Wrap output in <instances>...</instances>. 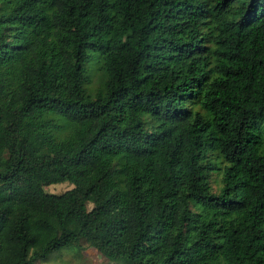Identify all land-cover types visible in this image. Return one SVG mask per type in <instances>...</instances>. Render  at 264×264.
<instances>
[{"label": "trees", "instance_id": "obj_1", "mask_svg": "<svg viewBox=\"0 0 264 264\" xmlns=\"http://www.w3.org/2000/svg\"><path fill=\"white\" fill-rule=\"evenodd\" d=\"M81 242L264 264V0H0V264Z\"/></svg>", "mask_w": 264, "mask_h": 264}, {"label": "rangeland", "instance_id": "obj_2", "mask_svg": "<svg viewBox=\"0 0 264 264\" xmlns=\"http://www.w3.org/2000/svg\"><path fill=\"white\" fill-rule=\"evenodd\" d=\"M208 45L210 46V43ZM93 54L97 55L98 53ZM100 67L101 60L98 56H94L91 61L86 64V76L89 79V82L85 85V89L86 92L91 95H94V93L98 91L104 81V76L100 71ZM57 125H59L60 128L57 131L56 136L60 139L66 137L70 132L69 127L62 121H58ZM208 158L218 167H220L222 164V159L217 152H209ZM209 184L213 193H219L223 185L220 173L217 171L212 172L209 177ZM72 187L73 186L67 182L45 187V191L50 194H62L70 190ZM90 208L91 205H89V209ZM81 248V251H79V248L75 246L69 250L55 252L49 256V259L46 262H40L37 264H127L122 260L109 261L102 258L93 249L89 248L84 242H81Z\"/></svg>", "mask_w": 264, "mask_h": 264}]
</instances>
